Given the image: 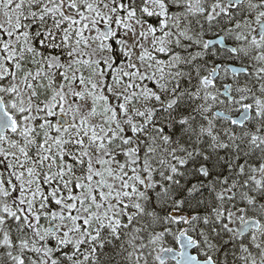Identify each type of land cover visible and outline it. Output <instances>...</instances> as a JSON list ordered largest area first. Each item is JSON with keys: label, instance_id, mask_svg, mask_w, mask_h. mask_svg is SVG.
Instances as JSON below:
<instances>
[{"label": "snow or ice", "instance_id": "1", "mask_svg": "<svg viewBox=\"0 0 264 264\" xmlns=\"http://www.w3.org/2000/svg\"><path fill=\"white\" fill-rule=\"evenodd\" d=\"M0 264H264V0H0Z\"/></svg>", "mask_w": 264, "mask_h": 264}]
</instances>
